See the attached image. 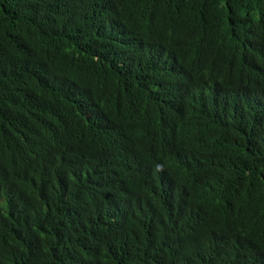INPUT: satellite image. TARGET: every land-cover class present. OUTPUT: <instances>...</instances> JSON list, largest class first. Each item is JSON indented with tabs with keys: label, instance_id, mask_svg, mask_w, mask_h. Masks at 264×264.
Here are the masks:
<instances>
[{
	"label": "trees",
	"instance_id": "trees-1",
	"mask_svg": "<svg viewBox=\"0 0 264 264\" xmlns=\"http://www.w3.org/2000/svg\"><path fill=\"white\" fill-rule=\"evenodd\" d=\"M260 83L264 0H0V264H264Z\"/></svg>",
	"mask_w": 264,
	"mask_h": 264
},
{
	"label": "clouds",
	"instance_id": "clouds-1",
	"mask_svg": "<svg viewBox=\"0 0 264 264\" xmlns=\"http://www.w3.org/2000/svg\"><path fill=\"white\" fill-rule=\"evenodd\" d=\"M242 92V102L239 106V121L231 120V123L234 124H243L249 119H251L254 115L252 114V108L264 110V84L260 83L257 87L252 88H243ZM167 149V153H169L173 147L164 144ZM170 166L178 167V164L171 159H169ZM56 177L53 179L55 182ZM111 182L105 180L103 177L98 179V184L94 188V195L98 197L97 208L98 211L101 209L103 202L102 197L103 194L111 188ZM2 203H6V199L1 200ZM81 235V234H80ZM99 240V235L96 237L89 236H80L79 240H77L72 248L70 257H74L79 259L81 262L84 260H88L90 256L83 255L84 252H93L95 244Z\"/></svg>",
	"mask_w": 264,
	"mask_h": 264
}]
</instances>
